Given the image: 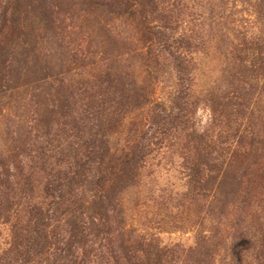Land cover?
Returning a JSON list of instances; mask_svg holds the SVG:
<instances>
[{
    "label": "rangeland",
    "instance_id": "1",
    "mask_svg": "<svg viewBox=\"0 0 264 264\" xmlns=\"http://www.w3.org/2000/svg\"><path fill=\"white\" fill-rule=\"evenodd\" d=\"M29 1L37 0L26 3ZM59 2L61 16L56 27L51 28L42 19V11L26 12L27 26L30 22L37 30L14 29L9 38V63L0 65L6 66V72L24 70L33 60L32 65L44 71L49 67L53 76L34 100L25 91L0 93V162L8 164V155L18 161L19 150L29 148L34 136L45 131V119L39 122L34 105L41 104L45 112L55 105L54 110L61 115L68 88L71 92L93 85L105 74L122 76L126 82L141 86L149 84L150 70L155 68L154 97L167 106L172 104L178 82L172 60L164 56L160 65H147V41L131 19L92 0ZM165 2L162 17L172 21L176 34L194 36L204 43L197 61L191 64L190 130H180L148 156L135 186L121 195L119 213L135 235L175 251L178 264H197L196 255L202 258V264H253L264 243V202L257 200L251 208L242 201L226 203L220 168L223 162L225 167L232 163V172L240 176L245 167L259 160L243 156L230 162L235 147L245 140V146H251L250 139L239 138L241 131L248 125L247 129L254 130L264 123V65H260L264 52L260 56L261 46L247 42L253 35L264 36V18L256 12L257 0ZM242 86L249 92L244 98ZM215 110L225 119L239 118L234 129H229L230 134L223 133L228 128L214 125ZM134 120L135 114L111 137L113 147L125 143ZM218 141L224 144L216 145ZM210 151L217 160L207 158ZM199 170H205L200 181ZM40 185L35 182L36 197L41 193ZM5 219L0 213V255L9 248L13 230L12 223ZM234 241L243 250L237 248L236 258L223 249L216 256L213 245ZM208 242L215 253L207 256Z\"/></svg>",
    "mask_w": 264,
    "mask_h": 264
},
{
    "label": "trees",
    "instance_id": "2",
    "mask_svg": "<svg viewBox=\"0 0 264 264\" xmlns=\"http://www.w3.org/2000/svg\"><path fill=\"white\" fill-rule=\"evenodd\" d=\"M26 1L0 0V65L9 63L7 46L14 29L37 30L30 22L27 26L26 12L42 11V19L51 28L60 21L59 0ZM92 1L100 7L122 11L143 32L147 41V65H160L164 56H169L178 79L171 96L172 104L167 106L165 101L159 102L154 97L153 74L157 69L151 68L147 85L139 86L136 82H126L122 76L105 74L93 85L77 87L71 92L68 88L61 115L54 110L55 105L48 112L41 109V104L34 105L33 112L40 118L39 122L44 123L45 119V131L34 136L29 148L19 150L18 161L9 159L8 155V164L0 162V213L13 228L9 248L0 255V264L178 262L175 251L161 248L156 241H148L145 236L135 235L127 229L119 213V204L121 195L137 183L148 156L180 130L189 132V110L193 107L191 75L194 71L191 64L197 61L204 43L194 36L176 34L172 21L162 17L165 9L162 5L166 0ZM254 6L257 14L264 18V0H257ZM247 42L259 44V55H263L262 34L253 35ZM32 45L35 46V42ZM258 60L259 57L254 64ZM32 61L21 71L9 69L6 72V66H0L1 94L25 91L34 100L42 92L53 74L49 67L46 71L38 69ZM260 63L264 65V57L260 58ZM24 76L28 80L23 82L20 78ZM242 87L241 97L244 98L249 92ZM220 113L214 111V125L216 128L220 125L219 129L228 128H224L223 133L230 134L239 118L236 121L225 119ZM133 114L135 120L130 123L125 143L113 147L111 137ZM248 126L239 138L250 139L251 146H245V140L235 147L230 162L234 157L238 160L243 156H250L251 160L258 157L259 160L245 167L240 176L232 172V163L225 167L223 162L220 186L226 191V203L242 201L246 208H251L257 200L264 202V123L254 130L247 129ZM225 141L229 142L230 138ZM259 144L262 147L257 148ZM212 154L213 151L208 152L207 158L213 159ZM202 171L205 170L198 173L199 181L203 177ZM36 181L42 183L37 197ZM209 243L206 245L207 256L215 253ZM237 243L213 245L216 256L223 249L229 257L235 254L236 258L237 248L243 251ZM200 247L203 246L200 244ZM260 250L262 252L253 264H264V243ZM196 256L199 258L197 264L204 263ZM230 264H234L233 261Z\"/></svg>",
    "mask_w": 264,
    "mask_h": 264
}]
</instances>
